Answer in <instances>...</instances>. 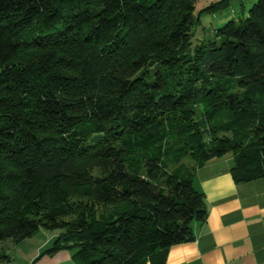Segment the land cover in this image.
<instances>
[{
	"label": "trees",
	"instance_id": "obj_1",
	"mask_svg": "<svg viewBox=\"0 0 264 264\" xmlns=\"http://www.w3.org/2000/svg\"><path fill=\"white\" fill-rule=\"evenodd\" d=\"M196 1L0 0V243L163 264L206 220L197 168L264 177V0L192 50Z\"/></svg>",
	"mask_w": 264,
	"mask_h": 264
},
{
	"label": "crops",
	"instance_id": "obj_2",
	"mask_svg": "<svg viewBox=\"0 0 264 264\" xmlns=\"http://www.w3.org/2000/svg\"><path fill=\"white\" fill-rule=\"evenodd\" d=\"M233 167V157L226 155L195 170L206 220L194 224L193 240L170 247L163 264H264V177L237 183ZM70 258L69 251H59L39 264Z\"/></svg>",
	"mask_w": 264,
	"mask_h": 264
},
{
	"label": "rangeland",
	"instance_id": "obj_3",
	"mask_svg": "<svg viewBox=\"0 0 264 264\" xmlns=\"http://www.w3.org/2000/svg\"><path fill=\"white\" fill-rule=\"evenodd\" d=\"M258 0H197L194 14L198 21L192 26L191 46H195L204 40L211 38L213 32L230 20H237L248 15V11ZM214 6L212 9H208ZM184 167H191L192 160L186 157L183 160ZM61 230L40 229L35 235L24 238L18 242L6 240L0 243V256L7 255L9 262L2 264H39L45 257V252L51 248L54 240ZM66 251V250H61ZM70 257L72 251H69ZM49 256V255H48ZM58 264H71L60 260Z\"/></svg>",
	"mask_w": 264,
	"mask_h": 264
}]
</instances>
